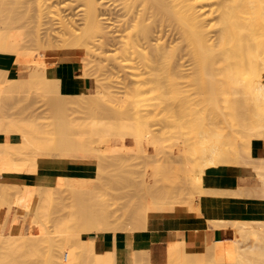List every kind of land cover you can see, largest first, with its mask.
<instances>
[{"label": "bare ground", "instance_id": "6f19581e", "mask_svg": "<svg viewBox=\"0 0 264 264\" xmlns=\"http://www.w3.org/2000/svg\"><path fill=\"white\" fill-rule=\"evenodd\" d=\"M11 1H14V0H11ZM4 2H7V0ZM8 3H9V1H8ZM18 3H19V1H18ZM3 4H2V6H3ZM15 4H17V3H15ZM15 4H13L14 5L13 7L12 6L10 7L8 15L5 14V12L3 13L0 11V40H1V43H3V45L7 48V51L9 54V55H7L8 58H6L5 60H2L0 58V65L4 66V68L8 67L7 69L5 68L2 73H5V74L9 73V74H7L6 77H4V75H3L2 77H4V78L1 77V79H2V81H6V83H9V84H6L7 86L8 85L12 86L10 92L13 93L15 91L17 94L20 89L23 90L20 93L22 95V98H21L22 102H23V98L25 99V97H23V96H27L24 94V91L30 90L29 92H32L33 90H35V91L39 90V87L38 88L36 87L35 89L32 88L33 85L37 86V83L32 84V82H34V81L38 82V80H40L38 82V84L40 82H43V84H44V82H46V85L44 84V86H46V88H49V87L51 88V86H47V83H49V82H53V84L56 86L61 85V87H57V88H60V89L62 88V90L54 88V89H56L54 91V89H53V91L58 95L60 93H62V91H64L62 86H64V84H68V85H70L71 88L70 87L69 88L71 90L73 88V90H74L73 93H75V92L86 93L84 95V98L86 96L87 102L89 100L91 101L90 98L94 97L92 95L97 96L99 93L102 94V91H101L102 85L100 83L96 82V85L94 86L91 83V76L93 77L94 75H91L92 71H90V69L94 65L104 67V70L107 69L108 73H109V70H112V69L114 70V68H116V69L119 68L118 69L119 71H120V69L123 70L124 75L121 73V71L118 72L121 74H118L117 72L116 73L118 75H123L122 80L126 81V83H127L126 85H128V84L130 85L131 83L138 84L137 88L139 89V91H140V89H142L141 83L143 81H148L152 84L154 83L155 85H157L159 87V89H163L161 91V93H163V95L166 93L165 87L168 88V90L177 92L179 85L181 83H184V82H181V79H183L185 77L192 78L193 76H196V74H198V72L199 73L201 72L200 74H203V76L204 75L208 76V78L209 77L212 78L215 75L218 76L217 78L219 80L218 79L217 80H218V83H220V84H217L218 86L216 85L214 87L213 85H208L207 83H204L207 81L204 80L203 78H201V79H203L204 85H198L196 87V89L200 90L201 93H208L207 95H205V97H201V100L199 102L201 104L202 109L205 110V112H203L201 110L202 113H204V115H205L206 111H208L207 114L210 111L211 115L216 118V121L208 122L207 120L210 119V117L208 115H205V116H203L202 114H201L202 116L198 115L200 121L202 120L200 118V116L203 117L202 121L204 122L201 125V123L198 120V123L202 126L201 129L200 128L198 129L196 127L199 124L197 123L198 125L196 126V122H195L197 120H195L194 118L192 120L191 119L192 115L190 117L188 115L187 119H186V117L183 114L186 121L189 120V118H190L191 119L190 122L191 121L195 122L194 123L196 126L195 132H193L192 129H191V131H190V129H187V130H189V132L186 130V127L189 128L190 126L188 125L189 123L186 124V126H185L186 121L183 120L184 118L182 119L183 120L182 122H179L180 119L178 118V115H176V112H175L177 110V108L175 106L176 103L171 107L172 114H169L170 116H168V118H165L166 120L164 119L165 122L162 121L161 122L162 125L160 124V122H159V124L156 123V124L161 126V127H159L158 131H157L158 128L152 129V126H151V128H148V126H146V123L142 119V117L140 120H143V124H144L143 127L140 126V125H143L142 121H140V120L137 121L136 117H135V120L137 122L132 121V119L134 120V118H132L131 120L129 118L128 122H126V123L124 122L126 120H123L124 123H121L122 121H120L119 122L120 125L119 124L117 125V123H116V125H115V123H106V122L104 123L103 121L97 122L98 120L92 121V119H91L92 122H89V123L84 121L86 123V125H85V123L83 121H81L82 119L79 121H76V118H74L75 120L74 119L72 120L69 118V116L73 115L77 109H79L78 113L80 112L81 114H83L85 112V114L87 116V113H86L87 111H84V108H82L83 109L82 110L81 107L80 108L78 107L79 106L78 105L77 106L78 108L76 107L77 109H74L75 111L73 110L74 112H71L72 114L71 113H70V115L67 114L69 112V110H67V109L68 108L73 109L74 103L76 101L81 102L82 100H85L82 97L83 95L79 94L78 96H76L77 93L74 96L77 98H79L81 96L82 100L78 99L73 103L72 99L74 97L72 94L68 93L70 95V99L72 98L71 102L73 104L71 102H69V100H70L69 98H68L69 100L68 99H66V100L69 103H71L73 107L72 106L69 107V103L66 101L65 103H68V106H66V107H68V108L66 109L65 106L62 104L64 107L62 106L63 108L60 107V110H58V111H61L62 109L64 111H65V109L67 110V113H65L66 111L64 112L65 114H67L65 117L66 119L63 117V115L65 116L64 113L62 115L63 119H61V117H60V120H62V123L60 125H57V127L59 126L58 129L56 128V126H55V129L48 128V127L47 128L44 127L43 130L42 129H36L34 124H37V122L39 123L40 120L37 122H34V124H33L34 127H33V125L26 124V122H25L26 117H25V119L23 117H22V119L18 117L19 121H18V119L16 121H13V120H9L8 115L5 116L4 114H0V134H5V136L7 138L11 137V136L7 135L9 133L20 135L22 137L24 146L27 145L28 147H31L32 149L34 147L33 150H35L37 148L34 151V153L37 152L36 154L38 155L37 156L36 154L31 153V154L35 155V156H32L31 158L33 159V157L34 158L37 157L36 159H38V160L34 159V161L33 160L31 161V160H28L31 158L27 157L28 159H23V161L21 159H19V161H18V159H15L16 156L15 157L13 156L15 153L13 147H15L16 142L10 143V142H8L9 140H3V139L1 140L0 139V210L5 209L6 210V218L7 219L11 218V219H9L10 223L7 226V227H9L8 230L5 231V224L7 222V219H5L6 221L4 220V222L2 224L3 226H1L2 228L0 231V264H58L61 262L62 263L64 262L63 264L69 263L68 258H70V257L67 254V256H68V258H67L65 252L68 251V250H66L67 248L68 249L70 248V246H67V244L72 241V237L70 235H72L73 232H72V234L70 233V235L64 237L66 241L63 240L64 238H62V240L58 239L60 241V243L58 242V240H56V242L55 241L52 242L51 240L54 239V236L47 235V234H49L50 229L49 230L44 229L45 231H47L46 232L47 234L44 231H42V229L44 228L43 227L44 226V219H42L41 216L39 215L42 213L43 215L46 216V218L48 217L47 216V210H48V206H49L48 203L50 202L49 199L52 200V198H54L57 195H58L57 197H59V199H57L56 205L58 204V207H60V206L64 207V205H67L66 202H64V203H66V204H64L62 202V199H60V196H62V194H61L62 190L63 191L67 190V188L65 189V187L63 185V183L65 184L66 181L65 182L63 181L61 183V181L64 180L62 178V175L65 174V173H63V168H62L63 167V161L61 162L59 159H57L58 157L54 155L52 147L55 145L58 147L60 144L65 142L67 137H64L63 134L65 133L68 136L69 134H67V132H69V131H72V132L75 131L74 134L76 133V135L73 138L75 143L74 142H73L74 144L71 143L70 141L72 139H68L70 141L67 140L66 143L63 144L64 146L60 145L61 148L60 147L59 148L62 152L59 150L60 151V153L58 151L59 155L61 154V156H62V154H66V153H64V152H66V150L69 151L67 148L65 149V151L63 150V148H65L66 146L70 149L71 147H73V145H74V148H75V145L77 148V145L79 147V145L81 146V144H83L84 146L82 145L83 146L82 149H85V151H88V149H90L89 155L91 153L93 155H95L96 153L99 154V155L97 154L96 160L99 159V165H101L103 167L102 168L97 167V168H99L97 170L98 171L100 170L99 171L100 173H101V170H103V171L106 170L104 172H107L108 169H105L106 165L108 166V168H112L111 166L113 163L114 168H115V172L117 171V175H116L117 180L120 179L121 182L122 181L124 182V180H122V179H124L126 177H125L124 173H122L124 176L121 174L123 176L122 177L119 174V176H121V177L118 178V172L119 171L121 172V170H123V169H124L123 172L125 171V169H126V171H128L129 169L131 171L132 168H131L130 164H132V163H130V164H127V163L134 161V160H130V159H132V158L135 159V157H133L134 155H130L132 157H130L129 159H128V156H126V155H124V157H123V153H125V152H122L121 149H122L124 141H126L127 138H133V140L135 141V145L131 146V149L133 150L131 153L134 154V152L136 150H140V151L141 150L146 151L145 149L148 150L147 145H149V144L153 147H156L158 144L157 142H159L158 140H156L157 139L155 137L156 133L159 132L161 134L162 133L165 134V133H168L169 131H171L170 133H172V130L169 129L168 127L175 129L176 128L175 126H179V128H180L182 125V128H180V129L182 130L185 127L184 128L185 131L189 133L188 136L187 135H185L186 137L184 136L185 137L184 138L185 148L182 145V147L184 148V153H183V155L181 154V156H182L181 161H183L182 159H184V161L186 159H187V161L189 160L187 158V156H185L186 152L188 151L189 148L190 149L193 148L191 150L196 153L197 160L195 161V159H194V161H195L194 163H196V164L191 166V163L193 162L192 155H191L190 160H192V161L189 163V165H187V164L190 160L188 162H185L187 165V168H186V165L184 164L183 167H185V168L183 169V171L187 175L184 174L185 177H183V179L184 178L185 179L183 180L182 184L180 185V188H178V183L177 184L176 183H172V184L170 183V180H171L170 177H169L170 180L169 181L166 180L167 183H165L166 182L165 178H166V175H168V174L165 175L164 179L160 178L162 175L164 177V173H162L161 175L159 174L161 171H163V169L161 166L162 170H160V167H159L160 162H158V163L156 162L157 159H156L155 153L153 154L154 155L153 157L155 159L156 165L153 163L154 161L152 163L155 165L156 176H157V174L160 175V176L159 175L157 176V178L159 177L158 179L155 177L156 178V184H158L157 180L159 181V179L160 180L163 179L165 181L164 182L165 186L167 185V187H168L167 189L170 193H168V191L166 192L167 189L165 190L164 189L165 187L163 188V186H162L163 184H161V183H160V185L162 186V191L164 189V192H162L160 189V192H162V198L160 197L161 194L158 192L159 188L161 187L160 185H159L158 191H156V192H158L157 194L155 191H151L152 187L151 188L148 187V186H153V184L146 186V191L149 188L151 192H155V196L160 194V195H158L159 198L157 196V198L155 197L154 199H152V197H149V195L152 193H149V192H148L149 194H146V192L142 193L141 190H143V188L141 186H145V184L142 185L141 182H143L145 179H143L144 175L141 174L142 176L139 177L140 178L139 180H141V177H142L143 181L142 180L139 181L140 185H141L139 187L142 188V189H140V191H141L140 195L143 198L140 197V200L142 199L141 201H143V202L145 201V202L144 203L141 202L142 206L139 207V208H141L140 209L141 212L140 211L136 212V210H134L136 212V214L134 215V213H135V212H133V209H135L134 206L137 207L136 204H138V206L140 205L138 202L135 203V201L130 202V199L134 198L136 200L137 198L139 199V197H137V198H135V197L140 196L139 194L138 195L136 194L137 192H133L134 190L136 191V189H134V188L136 186L138 187V183H139L138 182V176L137 175H136V177L134 176L136 174V172H135L136 170L134 171L132 169V172L133 171L135 172L133 177L136 181H134L133 177L130 176V179L132 178V180H130V183H129L130 186L128 184V187H126L127 183H123V185H126V186H124V190L126 188H129V189H126L127 191L125 190L126 192H129L130 188H132V186L134 184L136 185V183L138 182L136 186L135 185L133 186L134 190L131 189L129 194L125 193V192L123 193V191L121 190V189H123V188H121V187H123V185L122 186L120 185L121 187L118 188L119 185L117 183V186H118L117 188L120 189L122 192L118 191V193H116L117 194L116 196L120 195V192L123 193V195L121 194L123 197H121V196L118 197L119 200H120V197H121V199L122 198L125 199L124 196H126V195H124V194H128L129 196H130V194L132 195L131 192L134 193L133 196H135V194H136L135 197L132 196V198L131 197H130V199L128 198L129 201H126V199H127L126 198L125 201L123 202V204L126 202V204H124L125 207L122 204L125 209L121 208V210L125 211L126 206L128 207L127 204L131 203V205H132V203H133V205H134V206L132 205L133 209L130 208L131 205H129V210L127 209L128 213H129V211H132L130 213V217H131L132 213H133L132 216H134V217L136 216V219L134 217L133 218L131 217L132 219H130V221L136 220L135 221L136 223L134 221H133V224L129 222L131 224V225L129 224L130 226L133 225V227H131L132 231H133V228H135L136 230L139 229L140 231L147 229L148 228V226H147L148 219L151 217V215H153L155 213H163L164 210L172 209L173 207H176L179 209L182 208V209H184L183 211L187 212V213H193L194 211H196V213L199 212L198 214L200 215L201 212L199 211V209H200L199 204L195 205V203L193 201V200H195V199H193L195 197L200 198L201 196H204V195L227 197V196H232L234 194L242 195L243 193H244L243 195L246 196L245 194L249 193L248 192L249 190H248V188H245L244 186L243 187L242 186H238V187H232V186L231 187H208L203 182L204 173H205L207 168L217 167L220 165H226V163H228L230 161L233 162L232 158L235 160V162H237L236 160H238L240 165L241 164L246 165V166L249 165L252 167V169L254 171H256V173L259 175L261 185H259V187H260L259 189H258V187H256L253 189V191L257 189L256 191L262 190L264 192V156H262V157L255 156L253 154V147H252V141L254 138H264V0H22V1H20L19 4H17L18 5L17 7ZM15 22L22 25L23 28H21V30L17 29L18 25L17 26L14 25ZM1 46H2V44H1ZM1 48H0V51H3L4 49L2 48L3 50H1ZM73 62H79V63L83 64V72L80 75L75 76L72 73H65V72H62L60 70H57V68H55L56 63H61L63 65H67V64L73 63ZM20 65H25L26 69L23 70V72H25L27 74L26 76H18L17 75V71H18V68ZM5 70H8V72ZM113 72H115V71H112V73ZM1 75L2 74L0 73V76ZM105 75L108 76V74H105ZM116 76L117 75H115L114 78H116ZM206 76H204V78H206ZM119 77L120 76H118V78ZM197 77L199 79V76H197ZM25 79L28 80L27 81L28 84H26L27 82L23 83L25 86L24 87L21 83L23 81H26ZM109 79H110V76H109ZM120 80L121 79L119 78V81ZM208 81H209V79H208ZM120 82H118V83H120ZM200 82H202V80ZM192 83H194V81H192ZM30 84L32 85V87L30 89H27V87L29 88L31 86ZM110 84H112V83H110ZM146 84H147V82H146ZM199 84H201V83H199ZM6 85L4 83V86H6ZM26 85H28V86H26ZM39 85H42V83ZM68 85H67V87H68ZM121 85H122V87H124L123 84H121ZM20 86H21V88H20ZM44 86L43 85L40 86V89L42 87V88H44L45 91L47 90V92H49V91L53 92L51 90L48 91V89H46ZM238 86L240 87V89ZM23 87L27 90H25ZM53 87L54 86H52V88ZM67 87H65L66 92H67V90H66ZM148 87L149 86L147 85V88ZM233 87H234L235 91L232 89ZM8 89H9V86H8ZM132 89H134V88H132ZM180 89H181V87H180ZM188 89L190 90V88H188ZM188 89L186 91H189ZM3 90H6V89L3 87ZM44 90L42 89L41 91H44ZM71 90L69 91V89H68L69 92H71ZM136 90L137 89H135V91ZM65 91H64V94H65ZM7 92L8 91H6L5 93H7ZM47 92H45V93H47ZM5 93L3 94L4 96H5ZM233 93H234V95H235V93L245 94V96L242 98L243 102L241 99H239V102L241 100L242 103L240 102V104H238V101H237V102H235V104H236L235 105V104H233L234 102L232 103L231 101H229L230 100L229 96H230V94H233ZM56 94H55V97H56ZM107 94H110V91H109V93L107 92ZM134 94H135V92H134ZM158 94H157V98H159ZM177 94H178V92H177ZM189 94H190V92H189ZM0 95H2V94H0ZM32 95H33V93H32ZM32 95H29V98ZM34 95L38 96V94H34ZM6 96H7V94H6ZM42 96H44V95H42ZM66 96H64V97H66ZM9 97H11V96H9ZM88 97H90V98H88ZM97 97H99V96H97ZM154 97H155V95H154ZM182 98H184V97H182ZM0 99L2 100V98H0ZM7 99L8 98H6V100ZM102 99H104V97ZM110 99H111V97H110ZM110 99H109V102H110ZM119 99H122V97L119 96ZM163 99H164V96H163ZM163 99H161V100H163ZM96 100L98 101V99H95V102H93V101L92 102L97 103ZM106 100H108V99L106 98ZM4 101H5V98H4ZM26 101H28V100H26ZM73 101H74V99H73ZM102 101L105 102V100H102ZM223 101H224V104L222 103ZM250 101H251V103L252 102L254 103V105L251 104V106H250V108L252 106H254V108H253L254 111L250 110L252 113L247 114V120L249 122V124L248 123L247 124L249 126H245V128H244L243 126L238 124L239 122H241V121H239V118H238V116H240V115H238L237 112L234 110L237 109L238 106L241 107L240 105H242V104L245 107V103L246 104H247V102L250 103ZM8 102H9V99H8ZM29 102H30V100H29ZM29 102H28V104H31ZM83 102H85L86 104H84ZM87 102L82 101V103L84 105H87L86 108L90 109L91 105L89 106L87 104ZM99 102H100V99H99ZM161 102H163V101H161ZM24 103H26V102L24 101ZM42 104H44V103H42ZM48 104H50V103L48 102ZM51 104L53 105V103H51ZM51 104L49 105L48 109L51 108V106H52ZM59 104H57V106H58L57 108L55 107V112H56V109H59ZM100 104H101V102H100ZM128 104L129 103L127 100V106H128ZM157 104H158V102H157ZM2 105H3V103L0 101V112H1V109H3ZM9 105H10V103H9ZM65 105H67V104H65ZM179 105L181 106L183 104L180 103ZM191 105L192 104H190V106ZM195 105H196V102H195ZM195 105H192V106L195 107ZM3 106H5V105H3ZM21 106H23V105H21ZM47 106L45 105V107H47ZM104 106H105V108L104 107L103 108L106 111L110 112V111H112L114 105L108 103L107 105L105 104ZM29 107L30 106H28L27 108H29ZM82 107H84V106H82ZM114 107H116V106H114ZM161 107L163 108V106H161ZM8 108H10V107H8ZM99 108L100 107H98L96 109L100 110V111H101V109H103V108H101V109H99ZM139 108H140V106H139ZM5 109L6 108L4 107V110ZM44 109L46 110V108H44ZM48 109H47V113L50 112L51 110H52L51 112L54 113L53 108L50 109V111ZM118 109L121 111L120 108H118ZM129 109L130 108H128V110ZM180 109H182L184 111L183 107H181ZM188 109L190 110V108H188ZM91 110H93V109L91 108ZM122 110L128 111L125 109H122ZM165 110H168V109L166 108ZM187 110H186V112H187ZM31 111H33V110H31ZM100 111H98V112H100ZM133 111H135V110H133ZM196 111H197V109H196ZM248 111H249V109H248ZM159 112H160V108H159ZM190 112H191V110H190ZM193 112H195V111H193ZM33 113H35V112H33ZM152 113L150 115H152ZM198 113L200 114V112H198ZM198 113H196V114H198ZM57 114L59 117V113H57ZM61 114H60V116H61ZM93 114H95V113H93ZM110 114H113V112ZM130 114L131 113H129V115ZM35 115H37V117H38L39 114L35 113ZM52 115H54V114H52ZM84 115L79 114L78 116H79V118L81 117L84 119V117H86ZM97 115H98V113H97ZM158 115H159V113H158ZM220 115L223 116V118L220 117L222 119V121H220L221 119L220 120L217 119ZM31 116H34V115H31ZM49 116H51V115H49ZM139 116H140V114H139ZM162 116H164V115H162ZM207 116H208V118H207V120H206L207 122H206V121H204V119H206ZM92 117H94V116H92ZM111 117L112 116H109V118H111ZM88 118H90V114H89ZM105 118H108V117H105ZM161 118H164V117H161ZM177 118L179 120H177ZM229 118L238 120L239 122H237V124L240 125L241 127H243L244 129H247V131L249 133L248 138L245 139V137L242 135V134H244V132L243 133L240 131H239V133L235 132L236 135L241 133V135H238L241 140H242L241 136H243V140L244 139L246 140V144H244L245 142L243 140H242L243 143H241L239 140L240 145H242V144L245 145V147L242 145V148H241V146H239V151L244 152V153L243 152L240 153L243 156L242 160L240 159L242 156L240 157V154H239V151L237 150V148H236L237 151L233 150V148H234L233 143L235 141L237 142V140H235L233 142V140L236 137V136H234V134L233 135L230 134V135H232V138H231V140H229L233 143L228 141L229 143L232 144V147H230L231 145H229V146L226 145V144H228V143H226V140H228V138L225 141H223L226 143L225 145L227 147H225V146H223L224 144L220 145L219 144L220 141L218 140L219 142H217L216 138H215V144H214L213 143L214 140H212L214 138V136H209V135H211V134H209L210 129H211V131H213L212 127L210 126L211 124L215 125L216 123H218V121H219V123L222 122V124H223V121L226 122V124L227 123L229 124L230 123ZM34 119H35L34 121H36L35 117H34ZM137 119H139V118H137ZM22 120H25V121L22 122ZM52 121L53 120H51V125H54L56 122L53 121V123H54L53 124ZM72 121L75 122L74 125L76 126V129L74 128V130L72 127L73 124L71 123ZM131 121H132V124H131ZM231 121H233V120H231ZM138 122H139V124H138ZM180 123H182V124H180ZM191 123H190V125H191ZM31 124H32V122H31ZM156 124H154V125H156ZM218 124H217V128H219ZM222 124H221V127H225V128L228 127V125L225 126L226 124H223V125ZM230 124H229V126H231ZM38 125L42 126V124H38ZM192 127H194V126H192ZM231 128L235 129L236 127L233 126ZM219 129H217L216 131H218ZM229 129H230V127H229ZM155 130L157 132H155ZM237 130H238V128H237ZM174 131H176V129ZM219 131H221L222 133ZM219 131L218 132L221 134L224 133L223 132L224 130L222 131L220 129ZM191 132H192V134H194L193 135L194 137H191L192 139L190 138ZM53 134L55 135V137H52ZM184 134H185V132H184ZM72 135H73V133H72ZM112 135H116V137H117V140H118L117 145H116L117 148L113 152L104 151L102 149V143L105 142L104 137L105 136L109 137ZM219 135H217V136H219ZM224 135H225V133L223 134V137H224ZM217 136L215 135V137H217ZM227 136H229V135H227ZM233 136H234V139H233ZM69 137H71V136H69ZM210 137L211 138L213 137V138L211 139ZM223 137L221 135V138H223ZM224 138H226V137H224ZM210 139L212 141H209ZM219 139H220V137H219ZM50 140H52V141L50 142ZM46 141H48V144ZM53 141H56V143H54ZM69 142L71 143L70 147H69V145H70ZM43 143H45L46 145L44 144L45 145L44 146ZM51 143H53L54 145ZM77 143H79V144H77ZM181 143H183V142H181ZM66 144H69V145H66ZM237 145H239V143ZM24 146L22 145L23 148H24ZM27 146H25V147H27ZM43 146H44V148H43ZM46 146H48L49 148L51 146V150L47 147L49 149V152H48V150H45V149H47V148H45ZM9 147L12 148V150L9 149ZM22 147L20 146L18 148L20 149ZM39 147H42V148L40 149ZM54 148H56V147H53V149ZM76 148L74 151H76ZM183 148H182V150H183ZM32 149L26 148L27 152H30V151L33 152ZM38 149H39V153H40V151H42V152L47 151V152L43 153V155H46L47 153H49V154H47L49 156H43L42 153L39 154ZM73 149H70V150H73ZM80 149H81V147H80ZM93 149H94V151H93ZM156 149H157V147H156ZM21 150H23V151H20L21 154L25 153V151H24L25 149H21ZM95 150L98 152H95ZM159 150H161V148ZM159 150H158V152L160 153L161 151H159ZM191 150H189V151L192 152ZM140 151H137V152L139 153ZM144 151H143V155L146 153V152L144 153ZM121 152H122V155H121ZM137 152H135L136 158L139 155ZM51 153L53 156L51 155ZM80 153H81V150H80ZM136 153H137V155H136ZM159 153H157V154H159ZM233 153L236 155H232ZM31 154H28V155H31ZM92 154H91V156H92ZM173 154L174 153H172V152L170 153V155L172 157H175V155H173ZM22 155H26V154H22ZM22 155H21V157H22ZM119 155H121L124 158V160ZM143 155L141 154V155H139V157L145 156V158H146L148 154H146L144 156ZM150 155H152V154H150ZM167 155H166V157L168 159L170 158L169 160H171L172 157H170L169 154H167ZM125 156L127 157L126 159H128L130 161L126 160ZM194 156H195V154L193 155V158H194ZM92 157L94 158L93 161L96 162L95 157L94 156H92ZM97 157H98V159H97ZM166 157L165 158L162 157L163 160L165 159L164 160L165 163L163 162V160L161 162L163 166L168 164L167 166H165L166 168L170 165V163L172 161H176L175 159H177V158H173L172 161H169V160H167ZM184 157H186V159ZM22 158H24V156ZM63 158H64V155H63ZM121 159L123 160L124 163L122 162ZM166 160H167V162H166ZM109 163L111 164V166L108 165ZM125 163H126V166L129 165V166H127V168L126 167L124 168ZM135 163H136V161L134 162L132 167L139 164V162L137 164H135ZM60 164H62V166ZM119 164H122L121 168H123V169H120ZM99 165H97V166H99ZM189 166H191V167H189ZM173 167H174V165H173ZM116 168L120 169V170H117ZM185 169H187L186 170L187 173H186ZM111 170L114 171V169H111ZM167 170H170V169L167 168ZM190 171H192L193 177L190 175ZM196 171H197V173L198 172L199 173L196 174ZM108 172H107V174H108ZM164 172H166V171H164ZM36 173L55 175L56 176L55 180H56L58 185L45 186L44 187L38 183L30 184V183H27V181H20V180L13 181V180H11L12 176L21 177V178H25L28 180V179L33 178L32 176H34V174H36ZM100 173L97 174L98 179L94 180V184L92 185V186H94V188L91 187V185L89 184L92 181L87 183L90 185V188H93L94 190L96 188L102 189V186L104 185V183H106L104 181L105 180L107 181V178L105 177L107 175H106V173H104L105 175L103 174V177H105V178H103V177L99 176ZM143 173L145 174L144 171H143ZM194 173L197 175V177H196V175L194 176ZM110 176H107V177H109L108 182H110V180H111ZM114 176H115V173H114ZM153 178H154V176H153ZM167 178H168V176H167ZM100 180H101V182H100ZM96 181H97V183L99 181L100 184L95 183ZM121 182H119V183H121ZM9 183H12V184L14 183V184L12 186V184H9ZM60 183L62 185H60ZM101 184H103V185H101ZM95 185H99L100 187L96 186V188H95ZM60 186H61V188H64L65 190L61 189ZM115 187H116V185H115ZM246 187H248V186H246ZM55 188H56V190H55ZM77 188L78 187H76V190H77ZM85 188L86 187L78 188V191H76L75 187H74L73 188L75 190L74 192L71 190L68 191L70 193L76 192L77 194H73V196L80 198V199L75 198V201H77V202H74V197H73V198H71L73 201L70 199L71 203H68V207L71 204L69 211L70 212L73 211L71 213L72 217L70 216V221L72 222V219H71V218H73L72 214H74V211H76L75 207L76 208L79 207L77 212L80 213V211H82L81 213L83 214V215H78V214L75 215L77 219L79 218V220L77 222L76 218H74L75 220L73 222L76 221L75 223H77V224H75L72 222L74 227L80 226L81 228H83L85 226L86 221H87V224L85 226L86 229H88V228L100 229L101 225L111 224V221H110L111 218L109 219V217L111 216V213H110V216L108 214V212H110L111 210L109 211L108 209H113V207L107 208V206L105 204H103L107 208V209H105L104 206H102V203L98 202V201H100L103 194L100 195V197L98 196V198H100V199H98V201H97L96 200L97 194H96V196H93V195H95L94 192H96V191H94L92 189L91 191H93V192H91V191H88V190H90L89 187H88L89 189L88 188L85 189ZM83 189L85 192L81 191ZM105 189L106 188H104V191H105ZM153 189L156 190V188H152V190ZM107 191H105V192H107ZM196 191L198 193H196ZM53 192H54V194H55V192H56V194L57 193H59V194H57V195L55 194V196H53V195L51 196V194H53ZM78 192L85 194L84 197H86V200L82 196L84 198V201H82L83 198L81 199V197H80L81 194ZM88 192L90 193V195L88 194ZM184 192L189 193L190 196L187 199L183 200L182 195H185V194H183ZM258 192L254 191L252 193V196H253V194L256 195L255 193H258ZM99 193L100 192H98V194ZM87 194H88V196H91V197L93 196L92 198L95 201H97L98 203L95 202L91 197H89V199H88ZM111 194L108 193L109 197L112 199ZM13 195H14V198H13ZM106 195H107V193H106ZM146 195H148V196H146ZM107 196H105V194H104L103 197L107 198ZM153 196H154V193H153ZM257 196L259 199L261 195H257ZM178 197L182 198V199L178 200L177 199ZM116 198H114L112 200H115ZM261 198H260V201L262 200ZM138 199L136 201H138ZM39 200H41V202ZM55 200L56 199L54 198V201ZM88 200H89V202H88ZM90 200H92V201H90ZM102 200L103 199H101V202H103V203L105 201H107V200H104V201H102ZM119 200H117V201H119ZM251 200L252 199H250V202L253 201V200L252 201ZM255 200H257V199H255ZM263 200H264V195H263ZM37 201L39 202V204L37 203ZM108 201H109V199H108ZM72 202L76 203L77 206H74L75 205L74 203L72 205ZM84 202H85L86 206L84 205ZM86 202H87V204H86ZM115 202L116 201H114L112 203H114V205H115ZM120 202L122 203L121 200L119 201V203ZM255 202L256 201H254L253 205L255 204ZM261 202L263 203V201H261ZM261 202H259V203H261ZM78 203H80L81 205L80 204L78 205ZM93 203L95 204V206H93L94 205ZM121 203H120V205H121ZM106 204H108V203H106ZM117 204H118V202H117ZM244 204H245V202H244ZM50 205H51V203H50ZM96 205H98V206L100 205L105 209L104 210L102 207L99 206L100 208H102L106 212V215H105V213H103L105 215V219H103L99 216L100 214L103 215L101 209H100V212H101L100 214L96 213L97 209L99 208L98 206L96 207ZM83 206L85 209L82 208ZM117 206H119V204L114 206V208ZM12 207H16L15 213L22 212L23 210H28V211L32 212V216H31L30 221H29V227H28V230L26 233H15L12 230H9L11 228V225L14 223V220H15V213H13ZM53 207L55 208V206H53ZM71 207H73L74 209H72ZM120 207H122V206H120ZM253 207L254 206H252V208ZM80 208H82V210H79ZM118 208L119 207H117V209ZM246 208H247V205L245 204L243 207V212H245ZM91 209H92V214L90 212ZM119 209H118V211H119ZM130 209H132V210H130ZM261 209H263V208L258 206L256 211H262ZM83 210H86V211H83ZM115 210L116 209H114V211ZM114 211H111V212H114ZM85 212L88 213V215H86ZM93 212H95L99 216L98 217L99 219L97 218V215L94 214ZM98 212H99V209H98ZM138 213H139V215L137 216ZM60 214H61V212H60ZM84 215H85V217L87 216L88 220H90L91 223H89L90 221H88L87 219L84 218ZM90 215L91 216L93 215L92 216L93 218ZM94 215L96 217H94ZM81 216H83V217L81 218ZM88 216H90V218ZM16 217H17V215H16ZM56 218H57V221L59 222L58 217H56ZM94 218L95 219L97 218V220H94V221L91 220ZM49 219H51V218H49ZM53 220L54 219L51 220L52 223H55L56 220H55V222ZM84 220H85V222H84ZM228 220H213L210 223L216 227L223 226V225L224 226H232V228L235 231V234H237L238 228H242V227L244 228L247 225V222H246L247 217H245L244 219H241V220H239V219L232 220V221H230L231 219L229 221ZM70 221H68V223ZM79 222L80 223L84 222L83 223L84 226L79 225L80 224ZM137 222H139V223H137ZM135 224H136V226L134 227ZM137 224H138V226H137ZM48 225H46V228H48L47 227ZM70 225L71 224H69V228H73V225H71L72 227ZM75 225H78V226H75ZM129 225H128V227H130ZM252 225L255 226V230L253 232H251V235H249L246 239H243L242 237H237V236L235 238L233 236L234 238L231 237V239H228L227 241L222 240L224 243L221 241V245L218 244L220 242L219 240H218L219 242L213 241L216 245L218 244L216 248H215V244L213 242L211 243L212 245L214 244V246L212 248H215L214 250H215V256H216L215 258H216L217 264H242V262H243V264H262V263H258V262H254V263L248 262L247 251H251V250H252V252L253 251L256 252L257 258H259V259L262 258L263 264H264V214L260 215L258 217L257 223L252 224ZM247 226L249 227V225H247ZM128 227H126V228L128 229ZM53 228H54V226H53ZM43 232L45 234H43ZM67 237H68V239H67ZM79 237L81 239H84V241L86 240V238L83 237L82 235ZM50 238H52V239H50ZM240 238L242 239V241H240ZM68 240H70V242ZM225 241H226V243H225ZM249 241H250V243L252 242L253 245L250 244ZM61 243H63V244H61ZM100 244H101V250L103 251L102 257L105 258L107 256L108 250H105L103 248L102 242H100ZM222 244H223V246H222ZM247 245H248V247H247ZM251 245L254 247L252 248ZM182 246L188 247V248L192 247V250L189 254L190 258L188 260H193V259L196 260L197 258H201L203 261V264H214L213 261L215 259L214 260L211 259V257H212L211 253L212 252L209 253V250H210L209 247H211V245L206 246L207 247L206 248L207 250H206L205 245H203L201 247L190 246L186 242L181 241V240H177L174 237L172 239H170L167 243L166 252H167L168 256H167V262L164 264H173V257H174L173 254H175L174 251H177V250L180 251ZM188 248H186L185 250H187ZM208 248H209V250H208ZM147 249H149V248H147ZM56 250L57 251L59 250L58 253L60 251L64 250L65 254H63V252H62V253H59L60 254V256H59V254L57 255L56 253H54V254H56L57 258L56 257L52 258L54 256V254L52 255V253ZM149 250H147V251H149ZM145 251H144V249L142 250L143 254H145ZM179 251H177V253H179ZM140 252H141L140 249H138L136 253L141 254ZM227 252H229L230 255L227 254ZM136 253H135V256H137V257L139 256V258H141V256L136 255ZM148 253H150V252H148ZM181 254H183V253H181ZM62 255L63 256L65 255V257L67 259L63 258ZM145 255L147 256V254H145ZM91 256L92 255H90V258H91ZM59 257H60V260H58ZM94 257L95 256H93V258ZM93 258H91V259L94 261H98L97 260L98 258L95 257L96 260H95V258L94 259ZM142 258H144V256H142ZM61 259H64V260L66 259L67 261L66 260L64 261ZM109 259L111 261L113 260L112 258H109ZM145 259H147V258L145 257ZM137 260H141V259H137ZM147 260H148L149 264H155L152 261H150L149 259H147ZM147 260H145V261H147ZM136 261L134 264H136V263L142 264L143 263V262L138 263ZM141 261H143V260H141Z\"/></svg>", "mask_w": 264, "mask_h": 264}, {"label": "rangeland", "instance_id": "374dc122", "mask_svg": "<svg viewBox=\"0 0 264 264\" xmlns=\"http://www.w3.org/2000/svg\"><path fill=\"white\" fill-rule=\"evenodd\" d=\"M3 1V2H2ZM4 1H6V0H0V11L1 12H5V14H7L8 15V12H9V10H10V7L12 6H14L13 4H15V3H17V4H19L20 3V1H22V0H14V1H11V0H7V2H4ZM8 1H9V3H8ZM18 1H19V3H18ZM4 3V4H3ZM13 3V4H12ZM2 4H3V6H2ZM17 4H15L16 5V7L18 6ZM5 7V8H4ZM3 8V9H2ZM3 10V11H2ZM14 25H18V28L17 29H19V30H21V28H23L22 27V25H20L19 23H17V22H15L14 23ZM3 42V41H2ZM1 44H2V46H1ZM4 49H2V48ZM0 48H1V50H3V51H0V58L2 59V60H5L6 58H8L7 57V55H9L8 54V51H7V48L3 45V43H1V40H0ZM7 51V52H6ZM75 65H76V68H77V70H76V75H80L82 72H83V64L82 63H79V62H73ZM80 65H79V64ZM64 66L65 65H63V64H61V63H56L55 64V68H64ZM6 68V67H5ZM4 66H2V65H0V73L2 74L1 76H0V94H2V95H0L1 97L0 98H2V100L0 99V101L3 103V105H5V106H3L2 105V108L3 109H1V112H0V114H4L5 116L6 115H8V118H9V120H13V121H16L17 119H18V121H19V118H21L22 119V117L25 119V117H26V121L25 120H22V122H26V124H30V125H33L34 124V122H37V121H39V123L37 122V124H34L35 125V128L36 129H44V127L45 128H53V129H55V126H56V128L58 129V127H57V125H60L61 123H62V120H60V117H61V119H63L62 118V115H63V113L65 112V113H67V110H69V112L67 113L68 115H70V113L71 112H74L75 110L74 109H77L78 107L80 108L81 107V109L82 108H84V111H87L86 113H87V116H86V114H85V112L83 113V114H81L80 112L78 113V110L79 109H77L75 112H74V114L73 115H71V116H69V118L70 119H74V118H76V121H79V120H81V121H85V122H87V123H89V122H92V121H97V122H106V123H115V125H116V123H117V125L119 124V122L120 121H122L121 123H126V122H128V120H129V118H130V120L132 119V118H134V120L132 119V121H135V122H137V121H139L140 119H141V117H142V119L145 121V123H146V126H148V128H151V126H152V129H154V128H158L157 129V131L159 130V127H161L160 125H158L159 124V122H160V124L162 125V121L163 122H165V118H168V116H170L169 114H172V109H171V107L176 103V108H177V110L175 111L176 112V115H178V118L180 119H178L177 118V120H179V122H182L183 120H185L186 121V119H187V116L189 115V117L192 115V117H191V119L193 120V118L195 119V120H197V121H195L196 122V126L199 124L198 123V120H199V122L201 123V125H202V123H204L202 120H203V117H201L202 115L203 116H205V115H208L209 117H210V119L209 120H207V118H208V116L206 117V119H204V121H208V122H210V121H216V118L214 117V116H212L211 115V113H210V111H209V113L207 114V112L208 111H206V114L204 115V113H202V111L203 112H205V110L204 109H202V107H201V104L199 103L200 102V100H201V97H205V95H207L208 93H201V91L200 90H198V89H196V87L198 86V85H204V83H207L208 85H213L214 87L217 85V84H220V83H218V76H214V77H212V78H208V76H206V75H204V76H206V78H204V76H203V74H200L199 72H198V74H196V76H193L192 78H188V77H185V78H183V79H181V82H184V83H181L180 85H179V88H178V94H177V92H175V91H171V90H168V88H166L165 87V91H166V93L163 95V93H161V91L163 90V89H159V87L157 86V85H155L154 83L152 84V83H150V82H148V81H143L142 83H141V88L142 89H140V91H139V89L137 88L138 87V84H136V83H131L130 85L128 84V85H126L127 83H126V81L125 80H122L123 79V75H124V71L123 70H121L120 69V71H121V73L123 74V75H118V74H121V73H118V72H120L118 69L119 68H114V70L112 69V70H109V73H108V70L107 69H105L104 70V67H101V66H98V65H94L91 69H90V71H92L91 72V75H94L93 77L91 76V83L95 86L96 85V82L97 83H100L101 85H102V88H101V91H102V94L101 93H99L97 96H99V97H97V96H95V95H92V96H94V97H88V98H90L91 99V101L89 100L88 102H87V97L85 96V98H84V95L86 94V93H83V92H75V93H73L74 92V90H73V88H72V90L70 89L71 87H70V85H68V84H64V86H62L63 87V90L65 91V87H67V85H68V89H69V91L71 90V92H69L68 91V89L66 88V90H67V92L65 91V94H64V91H62V93H60L59 95L58 94H56L54 91L56 90V89H60V88H57V87H61V85L59 86L58 84V86H56V85H54L53 84V82H49V83H47V86H51V88H52V86H54L52 89L49 87V88H46V86H44V84L46 85V82H44V84H43V82H40L39 84H41L42 83V85L46 88V89H48V91L49 90H51V91H53V89L54 88H56V89H54V91L53 92H47V90L45 91L44 90V88H42L41 87V89H40V86H42V85H39L38 84V82L40 81V80H38V82L36 81H34V82H32V84H36L37 83V86L36 85H33V87H32V85L28 88L27 87V89H30L31 87L32 88H38L39 87V90L38 91H35V90H33L32 92H29L30 90H28V91H24V94L25 95H27V96H23V97H25V99L23 98V102H22V95L20 94L21 93V91H23V90H19L18 91V93L16 94V92L14 91L13 93L12 92H10L11 91V88H12V86H10V85H8L9 86V89H8V86L6 85V84H9V83H6V81H2V79H1V77L4 75V77H6L7 76V74H9V73H7V74H5V73H2L3 71H4ZM8 68V67H7ZM6 68V69H7ZM26 69V67H25V65H20L19 66V68H18V71H17V75L18 76H26L27 74L25 73V72H23V70H25ZM116 69V70H115ZM107 70V71H106ZM118 70V71H117ZM5 71H7L8 72V70H5ZM112 71H115V72H113L112 73ZM118 74H117V73ZM94 73V74H93ZM115 73V74H114ZM105 74H108V76H106ZM113 76H112V75ZM115 75H117L116 76V78H114L115 77ZM202 75V76H201ZM109 76H110V79H109ZM118 76H120L119 78L122 80H120L119 81V78H118ZM122 76V77H121ZM197 76H199V79H198V77ZM4 77H2V78H4ZM188 78V79H187ZM201 78H203L204 80H206L207 82H204L203 83V79H201ZM108 79V80H107ZM208 79H209V81H208ZM218 79V80H217ZM26 80V79H25ZM106 80V81H105ZM117 80V81H116ZM186 80V81H185ZM197 80V81H196ZM202 80V82H200ZM28 80H26V81H23L21 84L24 86V84L23 83H25V82H27ZM188 81V82H187ZM192 81H194V83H192ZM196 81V82H195ZM199 81V82H198ZM5 83V85L6 86H4V83ZM108 82V83H107ZM118 82H120V83H118ZM146 82H147V84H146ZM186 82V83H185ZM31 83V82H30ZM52 85H51V84ZM110 83H112V84H110ZM125 83V84H124ZM139 83V82H138ZM198 83V84H197ZM199 83H201V84H199ZM212 83V84H211ZM20 84V85H21ZM26 84H28V82L26 83ZM49 84V85H48ZM121 84H123V86L124 87H122V85ZM133 84V85H132ZM152 84V85H151ZM191 84V85H190ZM63 85V84H62ZM91 85V84H90ZM120 85V86H119ZM147 85L149 86L148 88H147ZM155 85V86H154ZM189 85V86H188ZM26 86H28V85H26ZM128 86V87H127ZM131 86V87H130ZM191 86V87H190ZM206 86V85H205ZM218 86V85H217ZM3 87L6 89V90H3ZM25 87V86H24ZM23 87V88H24ZM70 87V88H69ZM122 87V88H121ZM170 87V86H169ZM180 87H181V89H180ZM239 87V86H238ZM237 87V88H238ZM16 88V87H15ZM20 88H21V86H20ZM132 88H134V89H132ZM188 88H190V90L188 89ZM25 89V88H24ZM27 89H25V90H27ZM44 90V91H41V90ZM125 89V90H124ZM131 89V90H130ZM135 89H137L136 91H135ZM146 89V90H145ZM151 89V90H150ZM158 89V90H157ZM167 89V90H166ZM189 90V91H186V90ZM233 90H234V87L232 88ZM239 89H240V87H239ZM32 90V89H31ZM60 90H62V88L60 89ZM122 90V91H121ZM181 90V91H180ZM5 93L6 91H8L7 93H5V96L3 95L4 93ZM59 91V90H58ZM109 91H110V94H107V92L109 93ZM129 91V92H128ZM135 92V94H134V92ZM170 91V92H169ZM235 91V90H234ZM28 92V93H27ZM39 92V93H38ZM45 92H47V93H45ZM57 92V91H56ZM60 92V91H59ZM58 92V93H59ZM112 92V93H111ZM125 94H124V93ZM133 92V93H132ZM139 92V93H138ZM142 92V93H141ZM160 92V93H159ZM189 92H190V94H189ZM32 93H33V95H32ZM68 93H70V94H72L73 95V99H74V101H73V99H72V102L74 103L76 100H78V99H81L82 100V97H83V99H85V100H82V101H86L87 102V104L93 109V110H91V108L89 109H87L86 108V106L87 105H84V104H86L85 102H83L82 103V101L81 102H78V101H76L75 103H74V107L72 106V102H71V99H70V95L68 96L67 94ZM76 93H77V95H76ZM141 93V94H140ZM159 93V94H158ZM168 93V94H167ZM181 93V94H180ZM6 94H7V96H6ZM11 94V95H10ZM23 94V95H24ZM34 94H38V96L37 95H34ZM55 94H56V97H55ZM83 95L81 98L79 97V98H77V97H75L74 95H76V96H78V95ZM137 94V95H136ZM157 94L159 95L158 97L159 98H157ZM161 94V95H160ZM237 94V95H236ZM11 96V97H9V96ZM14 95V96H13ZM21 97H20V96ZM29 95H32V96H30V98H29ZM42 95H44V96H42ZM63 97H62V96ZM68 97H67V96ZM71 95V96H72ZM125 95V96H124ZM132 95V96H131ZM140 95V96H139ZM146 95V96H145ZM154 95H155V97H154ZM180 95V96H179ZM204 95V96H203ZM226 95V94H225ZM232 95V96H231ZM41 96V97H40ZM59 96V97H58ZM61 96V97H60ZM64 96H66V97H64ZM119 96L120 97H122V99H119ZM124 96V97H123ZM127 96V97H126ZM144 96V97H143ZM163 96H164V99H163ZM178 98H177V97ZM194 98H193V97ZM224 96V95H223ZM228 96V95H227ZM245 96V94H242V93H235V95H234V93L233 94H230V100L229 101H231L233 104H235V102H237L238 101V104H240V102H241V100H242V98ZM19 97V98H18ZM104 97V99H102ZM110 97H111V99H110ZM137 97V98H136ZM167 99H166V98ZM182 97H184V98H182ZM197 97V98H196ZM238 97V98H237ZM4 98H5V101H4ZM6 98H8L9 99V102H8V99L6 100ZM12 98V99H11ZM18 98V99H17ZM27 98V99H26ZM46 98V99H45ZM61 98V99H60ZM70 100H69V99ZM106 98L108 99V100H106ZM172 100H171V99ZM45 99V100H44ZM48 99V100H47ZM66 99H68L69 100V102H71V103H69ZM95 99H98V101L96 100V102L97 103H93V102H95ZM99 99H100V102H101V104H100V102H99ZM109 99H110V102H109ZM130 99V100H129ZM133 99V100H132ZM161 99H163V100H161ZM175 99V100H174ZM179 99V100H178ZM187 101H186V100ZM189 99V100H188ZM239 99H241L240 100V102H239ZM26 100H28V101H26ZM29 100H30V102H29ZM61 100V101H60ZM102 100H105V102H103ZM127 100H128V106H127ZM165 100V101H164ZM177 100V101H176ZM198 100V101H197ZM13 101V102H12ZM24 101L28 104V102L29 103H31V104H26V103H24ZM43 101V102H42ZM46 103H45V102ZM60 101V102H59ZM68 102L69 103V107H73V109L71 108V109H69L68 107H66V106H68V103H65V102ZM93 101V102H92ZM126 101V102H125ZM161 101H163V102H161ZM175 101V102H174ZM184 101V102H183ZM12 102V103H11ZM48 102L51 104V103H53V105L51 106V108L50 109H52L53 108V112L54 113H52L51 111H50V109H48V107H49V105L50 104H48ZM60 104H59V103ZM157 102H158V104H157ZM174 102V103H173ZM195 102H196V105H195ZM242 102H243V100H242ZM241 102V103H242ZM9 103H10V105H9ZM42 103H44V104H42ZM107 105L108 103H110V104H113L114 106H116V107H114L113 106V109H112V111H110V112H108V111H106L104 108H105V104ZM140 105H139V104ZM178 103V104H177ZM183 104V105H179V104ZM199 103V104H198ZM223 104H224V101L222 102ZM14 104V105H13ZM25 104V105H24ZM57 104H59V109H56V112H55V107L57 108L58 106H57ZM65 106V108L67 109H65V111L62 109L64 106ZM65 104H67V105H65ZM97 104V105H96ZM100 106H99V105ZM163 104V105H162ZM169 104V105H168ZM172 104V105H171ZM185 104V105H184ZM190 104H192V105H195V107H193L192 105L190 106ZM251 104L252 105H254V103L252 102L251 103V101H250V103H248L247 102V104L245 103V107H244V105L242 106V105H240L241 107H237V109H235L234 111H236L237 112V114L238 115H240V116H238V118H239V121H241V122H239L238 120H235V119H231V118H229V122L231 123H229L231 126H229V124L227 123L226 124V122H224L223 121V124H226L225 126H227L228 125V127H221V124H222V122H220L219 123V121H218V123H216L215 125L213 124H211L210 126L212 127V130L213 131H211V129H210V132H209V134H211V135H209V136H214V138L212 139L211 137V139L212 140H214V144H215V138L217 139L216 141L217 142H219V144L220 145H223V146H225V147H227L226 145H231L230 147H232V144L231 143H233L235 140H237V142L235 141L234 143H233V150H236V148H237V150L239 151V146H241V148H242V145H240V142L241 143H243L242 142V140H243V136L245 137V139H247L248 138V131H247V129H244L245 128V126H249L248 124H249V122H248V120H247V114L248 113H252L251 111H254L253 110V108H254V106H252L251 108H250V106H251ZM9 105V106H8ZM12 105V106H11ZM21 105H23V106H21ZM45 105L47 106V107H45ZM79 105V106H78ZM102 105V106H101ZM167 105V106H166ZM179 105V106H178ZM187 105V106H186ZM236 105V104H235ZM10 107V108H8V107ZM28 106H30L29 108H27ZM44 106V107H43ZM63 106V107H62ZM78 106V107H77ZM82 106H84V107H82ZM88 106V107H89ZM130 108L129 110H128V108ZM130 106V107H129ZM134 106V107H133ZM139 106H140V108H139ZM161 106H163V108L161 107ZM178 106V107H177ZM4 107L6 108L5 110H4ZM60 107H62L61 109L63 110H61V111H58V110H60ZM77 107V108H76ZM96 107V108H98V107H100L99 109H101V108H103V109H101V111L100 110H97L96 108L94 109V108ZM126 107V108H125ZM181 107H183V109H184V111L182 110V109H180ZM186 107V108H185ZM193 107V108H192ZM248 107V108H247ZM26 108V109H25ZM31 108V109H30ZM44 108H46V110L44 109ZM118 108H120L121 109V111L118 109ZM137 108V109H136ZM142 108V109H141ZM149 108V109H148ZM159 108H160V112H159ZM168 109V110H165V109ZM188 108H190V110H191V112H190V110L188 109ZM197 109V111H196V109ZM204 108V107H203ZM9 109V110H8ZM22 111H21V110ZM47 109L51 112H48L47 113ZM122 109H125V110H128V111H124V110H122ZM141 109V110H140ZM187 110V112H186V110ZM248 109H249V111H248ZM31 110H33V111H30ZM74 110V111H73ZM83 110V109H82ZM97 110V111H96ZM104 110V111H103ZM133 110H135V111H133ZM148 110V111H147ZM199 110V111H198ZM202 110V111H201ZM251 110V111H250ZM4 111V112H3ZM6 111V112H5ZM27 111V112H26ZM39 111V112H38ZM58 111V112H57ZM98 111H100V112H98ZM130 111V112H129ZM154 111V112H153ZM169 111V112H168ZM182 111V112H181ZM193 111H195V112H193ZM30 114H29V113ZM33 112H35V113H38L39 115H38V117H37V115H35V113H33ZM62 114H61V113ZM95 113V114H93V113ZM113 112V114H110V113H112ZM144 112V113H143ZM147 112V113H146ZM153 112V113H152ZM174 112V113H175ZM181 112V113H180ZM186 112V113H185ZM190 112V113H189ZM198 112H200V114L198 113ZM56 113V114H55ZM57 113H59V117H58V114ZM64 113V114H65ZM92 113V114H91ZM97 113H98V115H97ZM102 113V114H101ZM129 113H131L130 115H129ZM152 113V115H150ZM158 113H159V115H158ZM167 113V114H166ZM196 113H198V114H196ZM29 114V115H28ZM52 114H54V115H52ZM60 114H61V116H60ZM67 114H65V116L63 115V117L65 118L66 117V115ZM72 114V113H71ZM84 115V116H86V117H84V119L83 118H79V116L78 115ZM89 114H90V118H88V116H89ZM123 114V115H122ZM138 114V115H137ZM139 114H140V116H139ZM146 114V115H145ZM183 114H184V116L186 117V119H185V117L183 116ZM196 114V115H195ZM202 114V115H201ZM243 114V115H242ZM25 115V116H24ZM31 115H34V116H31ZM49 115H51V116H49ZM100 115V116H99ZM103 115V116H102ZM105 115V116H104ZM154 115V116H153ZM158 115V116H157ZM161 115V116H160ZM162 115H164V116H162ZM166 115V116H165ZM198 115H201L200 116V118L202 119L201 121H200V119H199V117H198ZM44 116V117H43ZM77 116V117H76ZM92 116H94V117H92ZM109 116H112L111 118H109ZM125 116V117H124ZM130 116V117H129ZM133 116V117H132ZM150 116V117H149ZM196 118H195V117ZM19 117V118H18ZM30 117V118H29ZM34 117L36 118V121H34L35 119H34ZM43 117V118H42ZM97 117V118H96ZM100 117V118H99ZM105 117H108V118H105ZM135 117H136V120H135ZM161 117H164V118H161ZM188 117V118H189ZM223 118V116H219L217 119L218 120H220L221 118ZM241 117V118H240ZM39 118V119H38ZM104 118V119H103ZM137 118H139V119H137ZM161 118V119H160ZM184 118V119H183ZM198 118V119H197ZM215 118V119H214ZM31 119V120H30ZM53 120L54 122H56L55 124L53 123V121H52V123L54 124V125H51V120ZM66 119V118H65ZM68 119V118H67ZM88 119V120H87ZM90 119V120H89ZM91 119H92V121H91ZM95 119V120H94ZM147 119V120H146ZM154 119V120H153ZM165 119V120H164ZM183 119V120H182ZM190 118H189V120H187L186 121V123H185V126H186V124H188L190 127L188 128V127H186V130L187 129H190V131H191V129L193 130V132H195V130H196V128H200L201 129V125L199 124L197 127L195 126V122H190V120H191ZM246 119V120H245ZM75 120V119H74ZM123 120H126V121H124L123 122ZM143 120H140V121H142V124H143ZM161 120V121H160ZM231 120H233V121H231ZM32 122V124H31V122ZM132 121H131V124H132ZM206 121V122H207ZM220 121H222V119L220 120ZM50 122V123H49ZM84 122V123H85ZM178 122V121H177ZM205 122V123H206ZM237 122H239L238 124H240L241 126H243V127H241L240 125H238L237 124ZM72 124H73V130H74V128L76 129V126L74 125V121H72L71 122ZM134 123V122H133ZM153 123V124H152ZM156 123H158V124H156ZM190 123H191V125H190ZM198 123V124H197ZM248 123V124H247ZM38 124H42V126H39ZM138 124H139V122H138ZM151 124V125H150ZM154 124H156V125H154ZM180 124H182V123H180ZM193 124V125H192ZM217 124H218V126H219V128L225 133V135H224V137H226V138H224L223 137V134H221L222 132L221 131H219L220 129L219 128H217ZM222 124V125H223ZM237 124V125H236ZM34 125H33V127H34ZM48 125V126H47ZM52 127H51V126ZM85 125H86V123H85ZM120 125V124H119ZM134 125V124H133ZM136 125V124H135ZM150 125V126H149ZM236 127L235 129L234 128H231V127ZM140 126H144V124L143 125H140ZM145 126V127H146ZM192 126H194V127H192ZM139 127V126H138ZM174 127V126H173ZM176 127V128H175ZM174 128L176 129V131H174L175 129H172V128H170V127H168L169 129H171L172 130V133H170L171 131H169L168 133H165V134H161V133H156V140H158L159 142H157L158 144H157V149H156V147H153V146H151L150 144L149 145H147V148H148V150L147 149H145L146 151H144V155H146V154H148L147 155V157L145 158V156L143 155V151L141 150H136L135 152H137V151H140L138 154L139 155H143L144 157H142V156H140L139 157V155L137 156V158H136V156H135V152H134V154L133 153H131L133 150L131 149V146H134L135 145V141L133 140V138H127L126 139V141H124V143H123V146H122V149H121V151L122 152H125V153H123V157H124V155H126V156H128V159L130 158V157H132V156H130V155H134L133 157H135V159H130V160H134L133 162L131 161V162H129V163H127L128 161H130V160H128V159H126L127 157L125 156V159L126 160H128L126 163L127 164H130V163H132V164H130L131 165V168L136 172V174H135V172L133 171L132 172V169H131V171H130V169L128 170V171H126V169H125V171L123 172V168H121L122 166V164H119L118 166L120 167V169H123V170H121V172L119 171L118 172V178H120L123 174L122 173H124V175H125V177L126 178H124V179H122V180H124V182L122 181L121 182V180L119 179V180H117V171L115 172V168H114V164L112 163V166H111V164L109 163L108 165H110L112 168H108V166L106 165V167H105V169H108V171L112 174H110L108 171V174H107V172H104V171H106V170H101V173L97 170V169H99V168H102L103 166H101V165H99V159H98V157H97V159L98 160H96V156H97V154L98 153H96L95 155H93L92 153V156H94L95 157V161L96 162H94L93 160H94V158L91 156V154L89 155V150L90 149H88V151H85V149H82V147L84 146L83 144H81V146L79 145V147H78V145H77V148H76V145H75V148H76V151H74L75 150V148H74V145H73V147H71L70 149H73V150H70L66 145H69V147L71 146V143H75V141H74V137H75V135H76V133L74 134V132H72V131H69V132H67V134H69L68 136L64 133L63 134V136L64 137H67V139H66V141L68 140V139H72L71 141L70 140H68V141H70L69 142V144H66L65 146V148H63V150L65 151V149L67 148L69 151H67L66 150V152H64V153H66V154H62V156H61V154L59 155L58 154V151L60 150V148H61V146L60 145H62V146H64L63 144H65L66 143V141L65 142H63L62 144H60L58 147L55 145V146H53V147H56V148H54L53 149V147H52V150H53V153H54V155L55 156H57L56 158L57 159H59L61 162L63 161V173H65L64 175H62V178L64 179V180H62L61 181V183L64 181H66V183L64 184L63 183V185H64V187H65V189L67 188V190H65L64 188H61V186H60V188L61 189H64L65 191H63L62 190V192H61V194H62V196H60V199H62V202L64 203V202H66L67 203V205H64V207H58V204L56 205V203H57V199H59V197H57L58 195L57 194H59V193H57L56 194V192H55V194L57 195V196H55V194H54V192H53V194H51V196L53 195V196H55L54 198L56 199L55 201H54V198H52V200L51 199H49V206H48V210H47V218H46V216L45 215H43L42 213L41 214H39L40 216H41V218L42 219H44V228L42 229V231H44L45 233L47 232V231H45V230H49V234H47V235H51V236H54V239H52V238H50V239H52L51 241L53 242V241H55L56 242V240H58V239H61L62 240V238H64L65 236H68V235H70V233L72 234V232H73V234L72 235H70L71 237H72V241L70 242V240H68L70 243H68L67 244V246H70V248L68 249H66V250H68V251H66L65 253H66V257L68 258V256H67V254L69 255V257L70 258H68V260H69V263L68 264H83L84 262V264H124V263H122L119 259H118V257H117V249L115 248V249H110V250H108V252H107V256L104 258V257H102V255H103V251L101 250V244H100V242L101 241H99V240H97L96 238H95V236H94V234L95 235H97V236H100V235H102L103 233H105V232H118V231H125V232H135V231H140L139 229H135V228H133V231H132V228L131 227H133V225L132 226H130L131 224L130 223H132L133 224V221H130V219H132L134 216H132V214H131V217H130V213L132 212V211H129V213H128V211H127V209L129 210V205H131V203H129V204H127L128 205V207L126 206V212L124 211V210H121V208H123V209H125L124 207H125V205L124 204H126V202L123 204V202L125 201V199H126V201H129L128 200V198L130 199V197L132 198V196L134 195V193L133 192H137L136 194L138 195H140V192L142 191V193L143 192H146V194H149V193H152V194H150L149 195V197H152V199H154L155 197L157 198V196L158 195H160L161 194V198H162V192H164V189L166 190L168 187H167V185L165 186V183H167V181H169L170 179V183L172 184V183H178V188H180V185L182 184V182H183V180L185 179H183V177H185V175H187V174H185V172L183 171V169L185 168V167H183L184 166V164L186 165V163L185 162H188L189 160H190V158H191V155H192V160H193V162L191 163V166H193V165H195L196 163H194L196 160H197V155H196V153L194 152V151H192L191 149H193V148H189L188 149V151L186 152V155L185 156H187V158L189 159L188 161H187V159H186V157H184L186 160L184 161V159H182L183 161H181V158H182V156H181V154L183 155V153H184V148H185V142H184V138L186 137L185 135H187L188 136V132H189V130H187L188 132H186L185 131V127L181 130L180 128H182V125H181V127L179 128V126H175ZM192 127V128H191ZM196 127V128H195ZM229 127H230V129H229ZM241 127V128H240ZM167 128V129H168ZM194 128V129H193ZM219 129L218 131L219 132H221V133H219L218 131H216L217 129ZM225 128V129H224ZM228 128V129H227ZM237 128H238V130H237ZM240 128V129H239ZM161 129V128H160ZM179 131H178V130ZM72 130V129H71ZM233 130V131H232ZM237 130V131H236ZM156 130H155V132H157ZM231 131V132H230ZM239 131L240 132H244V134H242L243 136H241L242 137V140L240 139V137L238 136V135H241V133L240 134H235V132H237V133H239ZM246 131V132H245ZM82 132V131H81ZM184 132H185V134H184ZM213 132V133H212ZM227 132V133H226ZM250 132V131H249ZM72 133H73V135H72ZM183 133V134H182ZM216 133V134H215ZM177 134V135H176ZM220 134V135H219ZM230 134H234V136H238L237 138L235 137V139H234V136H233V142H231V141H229V140H231V138H232V135H230ZM8 136H11V137H6L5 136V134H0V139L2 140H9L8 142H16L15 144V147H13V149H14V151H15V153H14V157H15V159H18V161H19V159H21L22 161H23V159H28V158H31L32 156H35L34 154H36L37 152H35L34 153V151L37 149H35V150H33L34 149V147H33V149L31 148V147H28L27 145H25V146H27V147H25L24 146V143H23V140H22V137L20 136V135H18V134H7ZM160 135V136H159ZM181 135V136H180ZM192 135V136H191ZM194 134H192V132L190 133V138L191 137H194L193 136ZM215 135L217 136V135H219V136H217V137H215ZM221 135H222V137L223 138H221ZM227 135H229V136H227ZM69 136H71V137H69ZM176 136V137H175ZM185 136V137H184ZM231 136V137H230ZM52 137H55V135L53 134V136ZM183 137V138H182ZM219 137H220V139H219ZM162 138V139H161ZM169 138V139H168ZM178 138V139H177ZM228 138V140H226ZM230 138V139H229ZM55 139V138H54ZM189 139V138H188ZM192 139V138H191ZM194 139V138H193ZM209 140V141H212V140ZM243 140L245 143L244 144H246V140ZM104 140H105V142H103L102 143V149L104 150V151H111V152H113V151H115L116 150V148H117V142H118V140H117V137H116V135H112V136H105L104 137ZM219 140V141H218ZM226 140V143H228V144H226L225 142H223V141H225ZM239 140H240V142H239ZM52 140H50V142H51ZM231 142V143H229V142ZM47 142V144H48V141H46ZM54 143H56V141H53ZM170 142V143H169ZM180 142V143H179ZM181 142H183V143H181ZM73 143V144H74ZM239 143V145H237ZM45 143H43V145H44ZM51 144H53V143H51ZM50 144V145H51ZM77 144H79V143H77ZM180 144V145H179ZM218 144V145H219ZM226 144V145H225ZM235 144V145H234ZM258 144H262V146H264V138H254L253 139V141H252V147H253V154L255 155V156H257V157H260V155H258V153H256V151L254 150V148L256 147V145H258ZM22 145L24 146V148L22 147ZM46 145V144H45ZM44 145V146H45ZM54 145V144H53ZM83 145V146H82ZM163 145V146H162ZM182 145H183V147H182ZM237 145V146H236ZM17 146V147H16ZM22 147V148H18V147ZM44 146H43V148H44ZM160 146V147H159ZM162 146V147H161ZM244 147H245V145H243ZM48 146H46L45 148H47ZM60 147V148H59ZM80 147H81V149H80ZM159 147V148H158ZM18 148V149H17ZM26 148H30V149H32L33 150V152H27V150H26ZM40 149L42 148V147H39ZM49 148V147H48ZM45 149V150H48V152H49V149L51 150V146H50V148L49 149ZM85 148V147H84ZM161 148V150H159ZM182 148H183V150H182ZM9 149H11L12 150V148H10L9 147ZM16 149V150H15ZM21 149H25L24 151H25V153H22V154H26V155H22L21 154V152L20 151H23V150H21ZM81 150V153H80V150ZM144 149V148H143ZM245 149V148H244ZM79 150V151H78ZM92 150V149H91ZM158 150L159 151H161L160 153L158 152ZM173 150V151H172ZM189 150H191L192 152H190ZM236 150V151H237ZM242 150V149H241ZM61 151V150H60ZM60 151H59V153H60ZM78 151V152H77ZM93 151H94V149H93ZM92 151V152H93ZM45 152H47V151H40V153H39V149H38V153L39 154H41L42 153V155H43V153H45ZM51 152V151H50ZM62 152V151H61ZM95 152H98V151H96L95 150ZM122 152H121V155H122ZM159 153V154H157V153ZM174 153L173 155H175V157H172L171 155H170V153ZM243 152V151H242ZM242 152H240L239 151V154L240 153H242ZM31 153H34V154H31ZM131 153V154H130ZM137 153H136V155H137ZM155 153V156H156V162L158 163V162H162V160H163V158H165L166 157V155L167 154H169L170 155V157H172V159L171 160H169L167 157V160H169V161H172L173 160V158H177V159H175L176 161H172L171 163H170V165L167 167L168 169H170V170H167V168L165 167V166H167V165H162V163L160 164L159 163V167H160V170H162L163 169V171H161L159 174L161 175L162 173H164V177H163V175L160 177V178H165V175L166 174H168V175H166V178H165V181L162 179V180H160L159 179V181L157 180V182H158V184H156V178H157V176L159 175V174H157V176H156V172H155V159H154V154ZM244 153V152H243ZM28 154H31V155H28ZM47 154H49V153H47ZM43 155V156H49V155ZM129 154V155H128ZM150 154H152V155H150ZM188 154V155H187ZM195 154V156H194V158H193V155ZM21 155H22V157L24 156V158H22L21 157ZM37 155V154H36ZM51 155H52V153H51ZM59 155V156H58ZM63 155H64V158H63ZM99 155V154H98ZM121 155H119V156H121ZM159 157H158V156ZM232 155H236V154H232ZM38 156V155H37ZM42 156V157H43ZM53 156V155H52ZM61 156V157H60ZM165 156V157H164ZM168 156V155H167ZM189 156V157H188ZM242 155L240 154V157H241ZM28 157V158H27ZM40 157V156H39ZM122 156H121V158L124 160V158H123ZM153 157V158H152ZM162 159H161V158ZM179 157V158H178ZM37 158V157H36ZM36 158H34L33 157V159L31 158V159H28V160H33L34 161V159H36ZM141 158V159H140ZM144 158V159H143ZM159 158V159H158ZM242 158H243V156L240 158L241 160H242ZM63 159V160H62ZM121 159V160H122ZM153 159V160H152ZM194 159H195V161H194ZM236 159V158H235ZM239 159V160H240ZM36 160H38V159H36ZM123 160H122V162H123ZM125 160V161H126ZM165 160V159H164ZM163 160V162L165 163V161ZM167 160H166V162H167ZM180 160V161H179ZM192 160H190L189 162H188V164L187 165H189V163L192 161ZM232 160H233V162H228V163H226V165H220V166H217V167H215V170H217V169H220V168H239V169H242V170H244L245 172H246V174H247V176H246V178L245 179H243L242 181H245L246 183V186H248V187H246V186H244L245 188H248V192L249 193H246L245 195L246 196H244L243 194L242 195H240V194H234V195H232L233 197H235V198H238V199H240L241 201H244L245 202V204L247 205V208L245 209V212H243V207H244V202L243 203H241L242 205L241 206H239V207H236V210H237V214H238V218H240L239 220H241V219H244L245 217H247V220H246V222H247V225H249V227L246 225L244 228L242 227V228H238L237 229V234H234V237L236 238V236L237 237H242L243 239H246L249 235H251V232H253L254 230H255V226L254 225H252V224H255V223H257V221H258V217L260 216V215H263L264 214V200H263V195H264V192L261 190V191H256V190H254L255 192H258V193H255L256 195H254L253 194V196H252V193L254 192L253 191V189L254 188H256V187H258V189L260 188L259 187V185H261V181H260V179H259V175L256 173V171H254L253 169H252V167L251 166H246V165H240V163H239V161L238 160H236L237 162H235V160L232 158ZM17 161V160H16ZM136 161V163L135 164H137L138 162H139V164H137V165H135L134 167H132L133 166V164H134V162ZM138 161V162H137ZM154 161V162H153ZM155 164H153V163ZM178 162V163H177ZM183 162V163H182ZM98 163V164H97ZM124 163V162H123ZM126 163H125V166H124V168L126 167L127 168V166H129V165H127L126 166ZM169 163V162H168ZM152 166H151V165ZM239 164V165H238ZM61 166H62V164H60ZM97 165H99V166H97ZM103 165V164H102ZM105 165V164H104ZM116 165V164H115ZM173 165H174V167H173ZM187 165H186V168H187ZM161 166H162V169H161ZM191 166H189V167H191ZM97 167H99V168H97ZM116 167V166H115ZM158 167V166H157ZM158 167V168H159ZM165 169H164V168ZM170 167V168H169ZM209 168H211V167H209ZM104 169V168H103ZM111 169H114V171H112ZM117 169V168H116ZM120 169H117V170H120ZM143 169V170H142ZM172 169V170H171ZM208 169V168H207ZM206 169V170H207ZM141 170V171H140ZM159 170V171H160ZM187 169H185V171H186ZM103 171V172H102ZM143 171L145 172V174L143 173ZM164 171H166V172H164ZM172 171V172H171ZM142 172V173H141ZM155 172V173H154ZM100 173V175L99 176H101V177H103V174L104 173H106V175L107 176H110L111 177V180H110V182H108V179H109V177H107V176H105L106 178H107V181L105 180L104 182H106V183H104V185L103 184H101V185H103L102 186V189H97L96 188V186H99V185H95V190L93 189L94 188V186H92L93 184H94V180L95 179H98V175L97 174H99ZM114 173H115V176H114ZM131 173V174H130ZM158 173V172H157ZM186 173H187V171H186ZM192 173V171H190V175L193 177V173ZM199 173V172H198ZM197 173V171H196V174H198ZM37 175L39 174V173H36ZM102 174V175H101ZM119 174L121 175V176H119ZM135 174V175H134ZM139 174V175H138ZM141 174H143L144 175V177H143V179H145L144 181H143V179H142V177H141V180L144 182H141V184L142 185H144L145 184V186H141L140 185V182L139 181H141V180H139L140 178V176H142ZM185 174V175H184ZM195 173H194V176L196 175ZM105 175V174H104ZM123 175V176H124ZM133 175L136 177V175L138 176V187L136 186L137 185V183H136V187L134 188V189H136V191L133 189V186H132V188H130V190H129V192L131 191V189L132 190H134L133 192H131L132 193V195L130 194V196L128 195L129 194V192H126L127 190L126 189H129V188H126V187H128V184L130 183V180H132V178L130 179V176H132L133 177ZM146 175V176H145ZM159 175V176H160ZM42 176V175H41ZM122 176V177H123ZM153 176H154V178H153ZM167 176H168V178H167ZM43 177H48V178H45V181H44V183H42L41 184V186H55V185H58L57 184V182H56V180H55V175H53V174H43ZM97 177V178H96ZM105 177H103V178H105ZM156 177V178H155ZM169 177H170V179H169ZM196 177H197V175H196ZM195 177V178H196ZM159 178V177H158ZM157 178V179H158ZM54 179V180H53ZM116 179V180H115ZM194 179V178H193ZM192 179V180H193ZM11 180H13V181H15V179H13V178H11ZM103 180V179H102ZM133 180L134 181H136L135 179H134V177H133ZM92 181V182H91ZM172 181V182H171ZM89 182H91V183H89ZM100 182H101V180H100ZM119 182H121V183H119ZM154 182V183H153ZM165 182V183H164ZM60 183V185H62ZM87 183H89L90 185H91V187H93V188H90V185L89 184H87ZM95 183H97V181L95 182ZM98 183H99V181H98ZM97 183V184H98ZM103 183V182H102ZM117 183H118V185H119V187L117 186ZM123 183H127V186L126 185H123ZM132 183V182H131ZM134 183V182H133ZM160 183L161 184H163L162 186H163V191H162V186L160 185ZM9 184H12V183H9ZM14 184V183H13ZM13 184H12V186H13ZM87 184V185H86ZM100 184V183H99ZM153 184V186H148V185H152ZM86 185V186H85ZM89 185V186H88ZM115 185H116V187H115ZM123 185V187H121V186ZM132 185V184H131ZM159 185L161 186L160 188H159ZM75 187V190H76V187H78V188H83V187H86V188H90V190H88V191H91L92 189L94 190V191H96V192H94V194L95 195H93V196H96V194H97V201H98V199H100V198H98V196L100 197V195H102V197H101V199H103L102 201H104V200H107L108 201V199H109V201L107 202V201H105L104 203L103 202H101V199H100V201H98L99 203H102V206H104L103 204H105L106 206H107V208H112L113 207V209H108L109 211L111 210V211H114V209H116L114 212H108V214H109V216H110V213H111V216L109 217V219L111 218V224H109V225H101V227H100V229H97V228H88V229H86V224H87V221L85 222V220H84V222H85V226L83 225V223H80L79 225H83L84 227L83 228H81L80 226H78V225H75V226H78V227H74V225L72 224V222L75 220L74 218H76V214H78V215H83L81 212L82 211H80V213H78L77 211H78V208L79 207H75V209H76V211H74V214H72L73 215V218H71L72 219V222L70 221V216H71V213L73 212H70L69 211V208H70V205H69V207H68V203H71V198H73L74 197V202H77V201H75V198H77V199H80V198H78V197H75V196H73V194H77L76 192L75 193H73L75 190L73 189L74 187ZM88 186V187H87ZM106 186V187H105ZM108 186V187H107ZM124 186H126L125 188V190H124ZM129 186H130V184H129ZM139 186H141L142 188H143V190H141L140 191V189H142V188H140ZM146 186H148L149 188H156V190L155 189H153L152 190V188H151V191H158V188H159V193L160 194H158V195H156L155 196V192H151L150 191V189L148 188L147 189V191H146ZM238 186H242L243 187V185H237V186H232V187H238ZM10 187V186H9ZM100 187V186H99ZM123 188V189H121L122 191H123V193L125 192V193H128V194H124V195H126V196H124L125 197V199L124 198H122L121 199V197H123L122 195H123V193H121L122 191L120 190V189H118V188ZM78 188H77V190L76 191H78ZM85 188V189H86ZM88 188V189H89ZM104 188H106L105 189V191H107L108 189L110 190H108L107 192H105L104 191ZM116 189V190H115ZM160 189H161V191L162 192H160ZM54 190V189H53ZM55 190H56V188H55ZM54 190V191H55ZM69 190H71V191H73V192H68ZM80 191V190H79ZM82 192L84 191V189L83 190H81ZM80 191V192H81ZM104 193H103V192ZM117 191V192H116ZM118 191H121L120 192V195H118V196H116L117 194L116 193H118ZM168 191V189L166 190V192ZM68 192V193H67ZM80 192H78V193H80ZM85 192V191H84ZM91 192H93V191H91ZM98 192H100L99 194H98ZM113 192V193H112ZM149 192V193H148ZM158 192H156V194L158 193ZM186 192V191H185ZM183 193V194H185V195H182V198H183V200L184 199H187L190 195H189V193ZM246 192V191H245ZM106 193H107V195H108V193L109 194H111V197H112V199H114V198H116L115 200H112L110 197H109V195L107 196L106 195ZM115 193V194H114ZM141 193V194H142ZM153 193H154V196H153ZM168 193H170L169 191H168ZM196 193H198L197 191H196ZM70 194V195H69ZM81 194V199L85 196V194H83V193H80ZM88 194L90 195V193L88 192ZM88 194H87V196H88ZM104 194H105V196H107V198L105 199L103 196H104ZM115 196H114V195ZM122 194V195H121ZM136 194H135V196H136ZM145 194V193H144ZM143 194V195H144ZM164 194V193H163ZM188 194V195H187ZM263 194V195H262ZM69 195V196H68ZM192 195V194H191ZM257 195H261L260 196V198L262 199L261 201H263V203L260 201V198L258 199V196ZM65 196V197H64ZM83 196V197H82ZM92 196V197H93ZM119 196H121L120 197V200L122 201V203H121V205H120V203H119V199H118V197ZM128 196V197H127ZM135 196H133V197H135ZM145 196V195H144ZM146 196H148V195H146ZM184 196V197H183ZM187 196V197H186ZM231 196V197H232ZM62 197V198H61ZM68 197V198H67ZM89 197H91V196H88L87 198L89 199ZM91 197V198H92ZM137 197H139V199L137 198ZM140 197H141V195L140 196H136L135 198H137L138 199V201H136L134 198L133 199H130V202H134L135 201V203H139L140 205L138 206V204H136L137 205V207H135L134 205H133V203H132V205L134 206V208L135 209H133V207H132V205H131V207L130 208H132L133 209V212H135L134 210H136V212H139L140 211V209L141 208H139L140 206H142V203L141 202H143V201H141L140 200ZM215 197H218V196H215ZM13 198H14V195H13ZM65 198V199H64ZM67 198V199H66ZM85 198V200H86V197H84ZM84 198H83V200L82 201H84ZM90 198V199H91ZM95 198V197H94ZM141 198H143V197H141ZM148 198V197H147ZM158 198H159V196H158ZM182 198H177L178 200L179 199H182ZM199 198V197H198ZM197 197H195V198H193V199H195V200H193L194 201V203H195V205H198L199 204V202H200V200L199 199H201V197L198 199ZM71 199V200H70ZM93 199V198H92ZM111 199V200H110ZM249 199V200H248ZM250 199H252L251 201L252 202H250ZM255 199H257V200H255ZM94 200V199H93ZM117 200H119V201H117ZM132 200V201H131ZM40 202H41V200H39ZM55 203H54V202ZM73 201V200H72ZM79 201V200H78ZM90 201H92V200H90ZM95 201V200H94ZM97 201H95V202H97ZM114 201H116L115 202V205H114V203H112V202H114ZM197 201V202H196ZM254 201H256L255 202V204L253 205V203H254ZM258 201V202H257ZM74 202H72V205H73V203ZM80 202V201H79ZM88 202H89V200H88ZM94 202V203H95ZM97 202V203H98ZM111 202V203H110ZM117 202H118V204H119V206H117V207H119L118 209H119V211H118V209H117V207H115L114 208V206H116V205H118L117 204ZM145 202V201H144ZM143 202V203H144ZM259 202H261V203H259ZM37 203L39 204V202L37 201ZM50 203H51V205H50ZM66 203H64V204H66ZM83 203V202H82ZM93 203V204H94ZM106 203H108V204H106ZM110 203V204H109ZM128 203V202H127ZM54 204V205H53ZM75 205L74 206H77L76 205V203H74ZM80 203H78V205H79ZM86 204H87V202H86ZM89 204V203H88ZM113 204V205H112ZM124 205V207H123V205ZM55 206V208L53 207V206ZM81 205V204H80ZM84 205H85V202H84ZM101 205V204H100ZM99 205V206H100ZM109 205V206H108ZM263 205V206H262ZM52 206V207H51ZM86 206V205H85ZM91 206V205H90ZM93 206H95V204L93 205ZM98 205H96V207H97ZM98 206V207H99ZM102 206H100V207H102ZM106 206H104V208L105 209H107L106 208ZM120 206H122V207H120ZM252 206H254L253 208H252ZM258 206H260L261 208H263V209H261L262 211H256V209H257V207ZM51 207V208H50ZM81 207V206H80ZM95 207V208H96ZM98 208L99 209V212H98V209H97V214H100L101 212H100V209H101V211H102V214L103 213H105V215H106V212L102 209V208ZM13 208V207H12ZM63 208V209H62ZM72 209H74L73 207H71ZM82 208H84V206L82 207ZM82 208H80L79 210H82ZM89 208V207H88ZM256 208V209H255ZM85 209V208H84ZM90 209V208H89ZM132 209H130V210H132ZM88 210V209H87ZM138 210V211H137ZM259 210V209H258ZM13 211V210H12ZM28 211V210H27ZM83 211H86V210H83ZM104 211V212H103ZM124 211V212H123ZM49 212V213H48ZM60 212H61V214H60ZM91 214H92V209H91ZM89 212V213H90ZM136 212L134 213V215L136 214ZM141 212V211H140ZM28 213H29V221H30V218H31V216H32V212L31 211H28ZM58 213V214H57ZM86 213V212H85ZM94 214H96L95 212H93ZM96 214V215H97ZM56 215V216H55ZM77 215V216H78ZM86 215H88V213H86ZM105 215L103 214V215H99L101 218H103V219H105ZM113 215V216H112ZM139 215V213L137 214V216ZM91 216V215H90ZM90 216H88L89 218H90ZM93 216V215H92ZM91 216V217H92ZM98 215H97V218L99 217ZM53 217V218H52ZM56 217H58V219H59V222L57 221V218ZM72 217V216H71ZM80 217V216H79ZM83 216H81V218H82ZM94 217H96L95 215H94ZM130 217V218H129ZM49 218H51V219H49ZM56 218V219H55ZM84 218L85 219H87L88 220V218H87V216L85 217V215H84ZM93 218V217H92ZM97 218L95 219H91V220H97ZM135 219H136V216L134 217ZM52 219H54L53 221L55 222V220H56V222L55 223H52ZM99 219V218H98ZM46 220V221H45ZM78 220H79V218L77 219L76 218V221L78 222ZM68 221H70L69 223H68ZM75 221V222H76ZM83 221V220H82ZM88 221H90V220H88ZM136 221V220H135ZM134 221V222H135ZM43 222V221H42ZM75 222H73V223H75ZM130 222V223H129ZM9 223H10V221H9ZM50 223V224H49ZM57 223V224H56ZM67 223V224H66ZM89 223H91V221L89 222ZM136 223V222H135ZM137 223H139V222H137ZM48 225L47 227L48 228H46V225ZM69 224H71V225H73V228H69ZM75 224H77V223H75ZM130 224V225H129ZM65 225V226H64ZM70 225V226H71ZM128 225L130 226V227H128ZM53 226H54V228H53ZM136 226V224L134 225V227ZM137 226H138V224H137ZM148 226V225H147ZM72 227V226H71ZM126 227H128V229L126 228ZM130 228V229H129ZM45 229V230H44ZM135 229V230H134ZM43 232V234H45ZM83 236V237H85L86 238V240L84 241V239H81L79 236ZM90 235V236H89ZM91 235H93V236H91ZM43 236V235H42ZM233 237V238H234ZM67 239H68V237H67ZM228 239H231V238H228ZM228 239H224V240H228ZM63 240H65V238L63 239ZM223 240V241H224ZM66 241V240H65ZM82 241V242H81ZM84 241V242H83ZM217 242H219L218 244L219 245H221V241L222 240H216ZM222 241V242H223ZM226 241H225V243H226ZM240 241H242V239L240 238ZM58 242L60 243V241L58 240ZM62 242V241H61ZM229 242V241H228ZM64 243V242H63ZM63 243H61V244H63ZM212 242H209L208 244H206L205 245V249L207 248L206 246H209V245H211V247H209L210 248V250H209V248H208V250H209V253H211L212 255V257H211V259H215L213 262H214V264L216 263V256H215V248L217 247V245L215 244V248H212L213 246H214V244L212 245L211 244ZM224 243V242H223ZM249 243H250V241H249ZM70 244V245H69ZM248 244V243H247ZM250 244H252V242L250 243ZM253 245V244H252ZM251 245V247L253 248L254 246H252ZM222 246H223V244H222ZM250 246V245H249ZM247 247H248V245H247ZM186 248H188V247H184V246H182V248L180 249V251L179 250H177V251H179V253H177V251H174V253L175 254H173V264H203V261H202V259L201 258H197L196 260L195 259H193V260H188L190 257H189V254H190V252H191V250H192V247H189L187 250H185ZM144 249V251H145V254H147V256L149 257H147L145 254H143V252H142V250ZM147 250H149V249H147V248H140V253L141 254H139V253H136L137 252V250H132L131 251V253H129V255H128V262L126 263V264H134L135 263V261L137 260V259H141V260H143V261H141V260H137L136 262H143L142 264H147L148 263V260L147 259H149L150 261H151V259H150V253H148V252H150V250L149 251H147ZM207 250V249H206ZM212 250V251H211ZM59 251V250H58ZM58 251L56 250V251H54L53 253H52V255L54 254V253H56L57 255L59 254V253H62L63 252V254H65L64 253V250L63 251H60L59 253H58ZM136 251V252H135ZM182 251V252H181ZM68 252V253H67ZM136 253V255H140L141 256V258H139V256L137 257V256H135V253ZM255 251H253L252 252V250L251 251H247V254H248V256H247V260H248V262L249 263H254V262H258V263H262L263 264V260H262V258L261 259H259V258H257V256H256V252L254 253ZM181 253H183V254H181ZM253 253V254H252ZM56 254H54V256L52 257V258H57V256H56ZM227 254H229V252H227ZM90 255H92L91 256V258H93V256H95L96 258H98L97 260L98 261H94V260H92L91 258H90ZM176 255V256H175ZM230 255V254H229ZM59 256H60V254H59ZM135 258H134V257ZM142 256H144V258H142ZM168 256V255H167ZM62 257L63 258H66L65 257V255L63 256L62 255ZM61 257V258H62ZM94 257V258H95ZM145 257L147 258V259H145ZM181 257V258H180ZM246 257V256H245ZM66 258V259H67ZM93 258V259H94ZM96 258H95V260H96ZM104 258V259H103ZM109 258H112L113 260L111 261ZM137 258V259H136ZM65 259V260H66ZM134 259V260H133ZM57 260V259H56ZM58 260H60V257L58 258ZM61 260H64V259H61ZM64 260V261H65ZM88 260V261H87ZM90 260V261H89ZM110 260V261H109ZM145 260H147V261H145ZM67 261V260H66ZM57 262V261H56ZM112 262V263H111ZM58 263V262H57ZM64 263V262H63ZM62 262L61 263H58V264H63ZM137 264V263H136ZM141 264V263H140ZM149 264V263H148ZM217 264V263H216ZM242 264H243V262H242Z\"/></svg>", "mask_w": 264, "mask_h": 264}, {"label": "crops", "instance_id": "0c3cea01", "mask_svg": "<svg viewBox=\"0 0 264 264\" xmlns=\"http://www.w3.org/2000/svg\"><path fill=\"white\" fill-rule=\"evenodd\" d=\"M57 70L65 73H72L76 76L77 68L74 63H69L65 65L64 68H58ZM254 150L260 157L264 156V146H262V144L256 145ZM246 176V172L239 168H220L215 170V167H211L205 171L203 182L208 187L246 186V182L242 181ZM32 177L33 178L28 180L17 176H12L11 178L27 181V183L30 184H42L45 178H48L43 177L42 173L38 175L34 174ZM243 202L244 201L231 196L215 197L213 195H204L201 196L199 202L200 215L198 214L199 212L196 213V211L187 213L184 212L182 208L173 207L172 209L164 210L163 213L151 215L147 223L148 228L145 230L135 232H105L100 236L95 234L94 236L97 240L102 242V246L105 250L116 248L118 251L117 257L124 264L128 262L129 253H131L132 250H138L140 248L150 249V259L153 263L164 264L167 262V243L173 237L177 240L186 242L190 246L196 247H201L216 240H224L233 237L235 231L232 226L223 225L216 227L210 222L213 220L231 219L230 221H232L240 219L238 218L236 207L241 206ZM12 210L13 213H15L16 207H13ZM5 219H7L6 210L1 209L0 231ZM9 219L11 218L7 219L5 231L9 228L7 227ZM28 227L29 213L27 210H23L22 212L15 213L14 223L9 230L15 233H26Z\"/></svg>", "mask_w": 264, "mask_h": 264}]
</instances>
